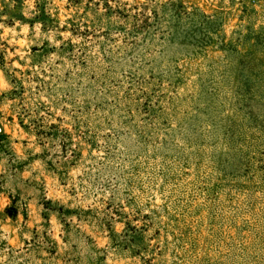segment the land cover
Masks as SVG:
<instances>
[{
	"label": "clouds",
	"instance_id": "obj_1",
	"mask_svg": "<svg viewBox=\"0 0 264 264\" xmlns=\"http://www.w3.org/2000/svg\"><path fill=\"white\" fill-rule=\"evenodd\" d=\"M0 264H264V0H0Z\"/></svg>",
	"mask_w": 264,
	"mask_h": 264
}]
</instances>
